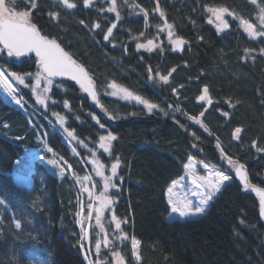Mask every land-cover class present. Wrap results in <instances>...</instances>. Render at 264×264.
Here are the masks:
<instances>
[{"label":"trees","instance_id":"trees-1","mask_svg":"<svg viewBox=\"0 0 264 264\" xmlns=\"http://www.w3.org/2000/svg\"><path fill=\"white\" fill-rule=\"evenodd\" d=\"M35 2L38 10L32 11L31 22L44 35L59 38L87 68L112 121L98 116L69 81H53L46 105L37 104L30 87L21 86L26 107L39 123L5 102L0 92V200L4 201L0 205V264H86L80 247L86 241L81 239L76 215L81 209L76 183L82 190V217L90 224L88 245L97 264H114L115 253L123 257V264H264L259 203L237 181L226 184L206 213L193 219H168L171 209L165 195L171 183L184 175L189 155L224 169L215 150L218 141L228 155L244 163L250 182L264 187V152L252 146L256 141L264 147V55L260 53L264 37L250 36L242 23L248 21L255 31L264 32V0H158V10L157 0H116L119 20L116 13L107 11L110 0H93L89 7H84L83 0H74L76 9H66L60 0ZM212 8L228 9V28L210 25ZM50 12H58L59 18H50ZM95 23L102 30L90 31ZM113 23L117 27L111 42L104 41ZM167 25L184 41L181 51L167 46L137 48L163 36ZM246 49L251 54L246 55ZM0 65L8 73L39 70L33 58H9L6 52L0 54ZM169 72L167 83L159 80ZM113 81L158 107L149 113L134 100L111 96ZM26 84H35L34 77H28ZM44 86L40 83L41 89ZM205 86L211 104L198 99ZM55 114L65 118L63 126ZM92 115L105 125L103 129ZM188 117H196L209 131ZM32 122L41 127H31ZM237 127L242 129L239 139L233 136ZM65 128L74 132L72 138ZM109 131L117 140L105 152L100 136ZM44 141L56 154L36 162L32 180L14 177L10 172L24 146L40 147ZM116 157L121 167L112 182L118 188L105 189L92 161H98L109 176ZM49 159H56L57 165L48 164ZM60 168L65 170L63 176ZM86 176L90 179L84 180ZM102 195L113 203L103 209L97 223V197ZM113 215L121 220V229H116ZM17 219L20 229L15 228ZM133 236L140 241L135 251ZM97 241L101 244L98 254Z\"/></svg>","mask_w":264,"mask_h":264},{"label":"snow or ice","instance_id":"snow-or-ice-1","mask_svg":"<svg viewBox=\"0 0 264 264\" xmlns=\"http://www.w3.org/2000/svg\"><path fill=\"white\" fill-rule=\"evenodd\" d=\"M126 2V0H125ZM60 3L66 8V9H76L78 7L77 3L74 2V0H60ZM93 3V0H83L84 7H89ZM253 3H255V0H253ZM19 4H23V10L19 8ZM111 6L107 9L110 13H116L117 20L120 19L119 12L117 11L116 6V0H110ZM133 7H138V5H133ZM159 9V3L157 0V10ZM38 10V4L35 2V0H0V54L5 53L7 54V57H26L29 53H35L36 63L39 66V70L35 73H16L11 72L6 75V72L8 71L7 68H5L3 65H0V86L3 87L4 91L7 92L11 97L12 100L15 102L16 105L21 106L23 104V97L22 92L20 90L21 86L24 87H30L32 93L36 96V102L39 105H46L47 101L49 99V91L50 87L53 85V78L54 77H64L68 76L71 80L78 83L83 89L85 93H88L91 97V100L95 102L97 105H99L100 101L97 96V91L95 90V87L93 85L92 79L88 76L87 72L83 68V66L79 65L72 59V56L65 51L63 47H61V43L58 42L59 38H49L47 35L41 34V30L37 28L35 24L31 22L32 20V11ZM100 11H104V9H100ZM141 12H144L145 18L147 17V12L141 8ZM211 11L217 20L220 21V25L222 28H228V23L226 20L223 19V14L228 12L227 8H212L209 9ZM264 11V9H262ZM50 18L52 19H58L59 13L58 12H50L49 13ZM160 16H164V12L160 11ZM261 20L264 21V17H261ZM79 23L81 25H84L85 27H88V25L85 24V21L80 20ZM243 25L245 26V31L248 32V34L252 37L256 36H262L264 37V32H257L254 30V26L249 23L248 21H242ZM117 27L116 23H113L110 27L107 28V32L103 35L104 41H110V37L113 34V29ZM168 28H171L172 25H167ZM101 29L102 26L100 23H95L91 26V29ZM169 37L172 36V32H168ZM173 43L180 47L184 41L181 39H177L173 41ZM147 45L151 47H155L152 40L147 41ZM146 45L144 44H137V48H144ZM151 47L149 50H151ZM246 55L251 54V50H245ZM261 55H264V48L260 49ZM253 59L255 57L253 56ZM11 62V61H10ZM175 69H173L174 71ZM149 72V80L152 79L151 72L152 69L148 68L147 70ZM171 75V72H169L168 75H160L159 80L163 81L165 83L168 82L169 76ZM34 77L35 84L28 85L26 84V80L28 77ZM43 79L45 82V86L41 89L40 88V81ZM110 87L113 89L110 93L111 96H121L124 100H134L138 104H142L145 106L147 111L149 113H152L154 109H156L158 106L156 104L150 103L148 100L142 98L139 95H135L132 91H130L127 88L120 87L117 85L114 81L110 85ZM183 87V85H181ZM173 92H176V89H172ZM208 86H205L203 89V94L198 97L199 100L205 101L209 104H211V99L208 96ZM264 95V93H262ZM55 103V102H53ZM262 104H264V100L261 101ZM64 107L67 109L69 108L68 102H64ZM167 115V113H165ZM58 116L59 124L63 126L65 124V118L63 116H59L58 114H55ZM201 116L204 115V113L200 114ZM224 116H228V112L223 113ZM189 119L195 121L197 125H201L204 127V131L208 132V128L206 126H203L201 124V121L197 119L196 117H188ZM92 119L96 121L97 124H99V127L103 129L105 127L104 124L99 123L98 118L95 115H92ZM4 127H7L6 125ZM33 128L41 127L38 125H32ZM64 131L67 133V136L69 138H72L74 136L73 131H69L67 128L64 129ZM242 129L240 127L235 128V131L233 133V136L236 139L240 138V133ZM193 135H195L193 133ZM15 139H22L20 137H16ZM197 139H199L197 137ZM117 140V136L111 133L110 131L106 136L102 135L100 136V148L103 149L105 152H109L112 147V142ZM195 146V145H194ZM252 146L257 148V152H264V147L257 146V142L253 141ZM217 147L220 149L221 153H224V148L220 146L219 141L217 142ZM48 151H52L51 149H48ZM194 160V157L191 155L188 156V162L183 165L185 169H193L194 165L192 161ZM227 160L229 164H232L233 167H235V174L240 178L241 181L244 182V187L246 189H253L256 191V193L259 196L260 200V214L261 216H264V189L257 188L248 181V175L245 171V165L234 162L231 156H227ZM50 165H57L56 159H49L47 161ZM93 164L96 165V174L97 176H102L104 178V188L108 189L111 188H118V185L116 183H113V177L118 176V169L121 167V159L119 157L115 158V162L111 164V175L105 176L104 172L101 170L102 165L98 163V161L93 160ZM203 163V162H202ZM204 168H209V165L207 163H204ZM70 168L71 165H68ZM60 175L63 176L65 170L63 168L59 169ZM194 175V174H193ZM90 177H84V180H88ZM121 181H123V177H119ZM200 183H197V178L193 179V183L196 186L197 191L194 192V195L199 197L198 202L193 205L191 201H188L184 203L182 206H177V204L169 198L168 204L172 206V212L178 213L181 218L188 217V216H196L203 214L206 210V206L209 204L210 201L213 200V198L222 190V187L225 185V182H228L232 179L230 175H227L225 171L222 170H212L209 171L207 177H201ZM81 184H83V180L80 181ZM175 184V182H173ZM85 192H89V189L87 187L84 188ZM168 192H172V188L170 187L168 189ZM89 195L91 196L92 193L89 192ZM97 199L100 200V207L96 208L95 211L97 213L96 221L99 223L100 221V213L103 211V209L111 205L113 203V200L106 196L102 195L100 197H97ZM4 201L0 200V205H3ZM89 213L88 216H91V205H89ZM81 212H77V216H81ZM112 219L116 221L115 227L116 229H121V220L118 219L115 215H113ZM78 223L81 224V239L86 240L88 238V229L84 227V218L82 217ZM22 227L21 221L17 219L15 221V228L20 229ZM140 244V241L133 236L131 238V246L132 249L135 251L137 249V246ZM81 249L85 248V245L81 243L80 245ZM95 248L97 251V254L99 253V250L101 248V244L99 241L96 242ZM90 251V250H89ZM117 257V264H123V257L119 255V253H115ZM85 259L88 260V264H93L92 260L88 259V255H85ZM136 259L139 260L140 257L137 254Z\"/></svg>","mask_w":264,"mask_h":264},{"label":"rangeland","instance_id":"rangeland-1","mask_svg":"<svg viewBox=\"0 0 264 264\" xmlns=\"http://www.w3.org/2000/svg\"><path fill=\"white\" fill-rule=\"evenodd\" d=\"M226 15H227L226 13L223 14L224 20H226ZM208 22L210 23V25L217 26L218 28H222L220 25V21L216 19L215 15L211 11H210ZM260 22H261V20H260ZM262 22L264 25V21H262ZM169 31H171L170 28H168L167 26H164L163 30L161 32V34L163 36L159 37V39H156V40L153 39V44L155 45V47L148 46L147 43H144V45H146V47H144L143 49L149 50V48L151 47V50H157V49H164V47L167 46L174 52L181 51L183 46H184V43L180 47H177L173 43V41H175L179 38L175 37V35L173 33H172V36L169 37V35H168ZM42 82H44L43 79L40 81V83H42ZM0 92L3 95L2 98H4V100L6 102L14 104L12 97L7 92L4 91L2 86H0ZM192 163L194 165L193 169H191V170L185 169L184 176L182 178L174 181L175 184L172 183V186H171L172 192L171 193L167 192V194H166L168 197V200H169V198H171L177 204V206H182L184 203H186L188 201H191L193 203V205H195L198 202L199 197L194 195V192L197 191L196 186L193 183L194 175H195V178H197V183H200L201 181L199 178L207 177L209 171L222 170V168L208 164V163L207 164L209 165V168L205 169L203 165L206 162L202 163V161H196L195 159L192 161ZM222 171H225V169H223ZM225 173L232 177V175L229 172L225 171ZM232 180H233V177L230 181L225 182V185L230 183ZM223 187H222V189H223ZM78 188H80V187H78ZM79 195H80V197L83 196L82 190L79 191ZM95 198H96L95 195H93V200ZM210 202L206 206V210L204 213H206V211L210 205ZM170 207H171V213L168 215V219H170V220H173V219L187 220V219L198 218V217H201L202 215H204V213H203V214L196 215V216H188V217L181 218L178 213L172 212V206L171 205H170ZM92 208H93V204L91 203V209ZM79 220H81V218ZM84 227H86L89 231V222L86 221L85 218H84ZM95 264H97V262H95ZM114 264H117V257L114 258Z\"/></svg>","mask_w":264,"mask_h":264},{"label":"water","instance_id":"water-1","mask_svg":"<svg viewBox=\"0 0 264 264\" xmlns=\"http://www.w3.org/2000/svg\"><path fill=\"white\" fill-rule=\"evenodd\" d=\"M37 26V25H36ZM37 28H38V26H37ZM39 29V28H38ZM41 34H43V33H41ZM44 35V34H43ZM50 38V37H49ZM61 47H63L62 45H61ZM64 48V47H63ZM65 49V48H64ZM65 51H67L66 49H65ZM68 52V51H67ZM71 56H72V59L74 60V61H76V63L77 64H79V65H81V66H83V68L85 69V71L87 72V74H88V76L92 79V81H93V85H94V87H95V90L97 91V96H98V99H99V101H100V98H99V94H98V90H97V85H96V81L93 79V77L90 75V73L88 72V70H87V68L81 63V62H79L70 52H68ZM16 58V57H15ZM30 58H34L35 60H36V58H35V53H29L26 57H20L19 59H22V60H29ZM36 65H38V64H36ZM53 80H55L56 82H61V81H69V82H71V83H73V84H75L78 88H79V90L81 91V93L89 100V103H90V106H91V108L97 113V115L98 116H100L104 121H106V122H108V123H110L111 121H112V119H111V117H110V115L108 114V112H107V110H106V108L103 106V104L100 102L99 103V105H97L95 102H93L92 100H91V97L89 96V94L88 93H85L84 91H83V89H81V87H80V85L78 84V83H76L75 81H73V80H71L70 79V77H68V76H64V77H54L53 78ZM21 110L26 114V110L23 108V107H21ZM28 149H33L34 150V153H35V155H36V157H38L36 160H38V159H40V158H42V157H44V155H46V154H48V153H52V151H48V149H51L47 144H44L43 145V147H41V148H32V147H29ZM215 149H216V152H217V154H218V156H219V158H220V160H221V163L227 168V171H229L231 174H232V176H233V179H236V181L238 182V184L240 185V186H242V188H243V191L246 193V194H250V195H252L254 198H255V200L256 201H258V203H259V216H260V219H261V222H263L264 223V216H261V214H260V200H259V196H258V194L256 193V191L255 190H253V189H251V188H249V189H246L245 187H244V182L243 181H241L240 180V178L238 177V176H236V174H235V167H233V165L232 164H229V162H228V160H227V154H225V153H221L220 152V149L217 147V145L215 146ZM233 161L234 162H238V163H241L240 161H238V160H234L233 159ZM242 164V163H241ZM245 171H246V173H247V175H248V172H247V170H246V168H245ZM32 172H33V166L31 167V168H29V169H26V168H18L16 165H14L13 166V175H15L16 177H19V178H25V179H29L31 176H32ZM248 181H249V177H248ZM250 183V182H249ZM253 185V184H252ZM255 187H257V188H261V189H264L263 187H260V186H257V185H254Z\"/></svg>","mask_w":264,"mask_h":264},{"label":"bare ground","instance_id":"bare-ground-1","mask_svg":"<svg viewBox=\"0 0 264 264\" xmlns=\"http://www.w3.org/2000/svg\"><path fill=\"white\" fill-rule=\"evenodd\" d=\"M8 73L6 72V75ZM15 103V102H14ZM18 106V105H17ZM18 107H23V104ZM38 157H36L33 149H25L24 153L17 159L15 165L18 168H26L29 169L34 166V163Z\"/></svg>","mask_w":264,"mask_h":264},{"label":"crops","instance_id":"crops-1","mask_svg":"<svg viewBox=\"0 0 264 264\" xmlns=\"http://www.w3.org/2000/svg\"><path fill=\"white\" fill-rule=\"evenodd\" d=\"M167 199H168V197H167Z\"/></svg>","mask_w":264,"mask_h":264}]
</instances>
